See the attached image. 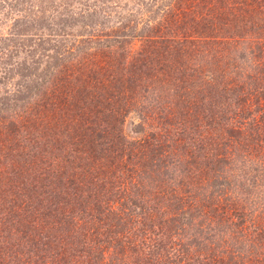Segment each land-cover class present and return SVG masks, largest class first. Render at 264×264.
<instances>
[{
	"label": "trees",
	"instance_id": "1",
	"mask_svg": "<svg viewBox=\"0 0 264 264\" xmlns=\"http://www.w3.org/2000/svg\"><path fill=\"white\" fill-rule=\"evenodd\" d=\"M113 1L0 75V264H264V0Z\"/></svg>",
	"mask_w": 264,
	"mask_h": 264
},
{
	"label": "rangeland",
	"instance_id": "2",
	"mask_svg": "<svg viewBox=\"0 0 264 264\" xmlns=\"http://www.w3.org/2000/svg\"><path fill=\"white\" fill-rule=\"evenodd\" d=\"M95 1L96 0H50L48 2L45 0H0V75L3 72H10L9 70L18 71V67L16 66L18 61L16 59L13 60L15 65H10L8 63L12 55H16L21 62L26 56L25 52L22 50L25 48L33 49L35 41L30 36L34 32L35 26H40V23L29 21V19L31 18L30 20H32L36 15H41V13L38 12V8L41 7V4L44 9L60 7L57 8L58 10L56 12L63 13V15L65 14L63 11H65L66 7L67 10L70 9L67 14L76 17L79 13H82L81 10L83 8H90V11H101L100 7L96 10L94 9ZM111 3L112 7L109 4L108 8H104L102 11H106L105 13H108V15L112 17L115 28L121 27L124 21L121 20V18L127 17L131 13L133 9V0H115ZM92 15L93 14H86L83 18L79 16L80 21L78 20L75 22L74 27L66 31L69 38L68 44H72L74 41L78 43L82 39V36L79 35H86V25L89 24L88 22H91V20L95 21ZM119 20L122 22H119ZM22 31H24L26 35H20L19 38L9 43L1 41V37H12L15 34H20ZM137 47L138 45L129 46V48L133 50L137 49ZM13 67H16V69H13ZM17 79L18 78L15 77L13 80H9L7 85H10V81L15 82ZM1 89H7L6 85L0 84V90ZM132 120V117L127 119L125 127L126 132L132 130Z\"/></svg>",
	"mask_w": 264,
	"mask_h": 264
}]
</instances>
